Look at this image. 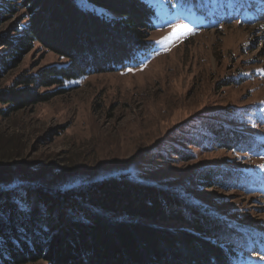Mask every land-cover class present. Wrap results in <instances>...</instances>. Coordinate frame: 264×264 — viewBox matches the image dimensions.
<instances>
[{"label": "rangeland", "instance_id": "obj_1", "mask_svg": "<svg viewBox=\"0 0 264 264\" xmlns=\"http://www.w3.org/2000/svg\"><path fill=\"white\" fill-rule=\"evenodd\" d=\"M143 1L156 12L148 35L154 49L137 67L37 88V93L52 97L0 115V186L55 189L130 173L140 183L179 190L189 203L209 209L236 230L230 242L239 252L237 264H264V0L237 8L223 24L202 26L191 23L188 8L178 1ZM9 23L0 22V37L7 34ZM180 24L189 30L173 34V26ZM64 63L35 44L15 66L1 72L0 90L20 74ZM229 79L237 84L222 87ZM5 108L0 104V110ZM205 111L228 112L224 123L253 137L251 150L202 153L191 147L194 157L182 161L179 154L188 147L178 133ZM245 111L251 114L241 119ZM168 142L179 152L160 146ZM159 152L163 155L158 157ZM208 165L235 176L210 188L196 183L180 187Z\"/></svg>", "mask_w": 264, "mask_h": 264}, {"label": "trees", "instance_id": "obj_2", "mask_svg": "<svg viewBox=\"0 0 264 264\" xmlns=\"http://www.w3.org/2000/svg\"><path fill=\"white\" fill-rule=\"evenodd\" d=\"M83 1L87 5L77 0L0 2V22H10L7 34L0 37L4 47L0 74L15 66L35 44L65 60L20 74L0 90V104L6 106L0 115L52 97L37 93V88L60 86L91 73L134 68L153 51L148 40L156 17L153 6L143 0ZM174 1L188 8L191 23L202 26L223 24L237 8L251 6L254 0ZM234 84L229 79L221 86ZM215 114L222 118L213 119ZM228 114L205 111L188 121L178 133L188 147L179 158L192 159L191 147L202 153L215 148L251 150L254 138L232 131L224 123L226 118L229 121ZM250 114L245 111L240 118ZM160 146L179 152L172 142ZM162 152L155 155L162 156ZM204 167L192 182L180 187L196 183L210 188L235 176L214 165ZM148 222H174L183 227ZM235 235L236 230L209 209L189 203L179 190L140 183L130 173L65 188L0 186V264H237L239 252L236 243L230 242Z\"/></svg>", "mask_w": 264, "mask_h": 264}, {"label": "snow or ice", "instance_id": "obj_3", "mask_svg": "<svg viewBox=\"0 0 264 264\" xmlns=\"http://www.w3.org/2000/svg\"><path fill=\"white\" fill-rule=\"evenodd\" d=\"M178 30H185V31H188L189 29L187 28V25H183V24H180V25H174L173 26V34H175L176 31Z\"/></svg>", "mask_w": 264, "mask_h": 264}]
</instances>
